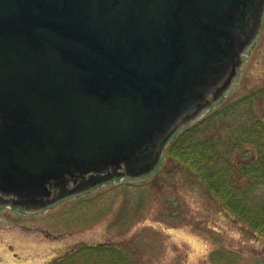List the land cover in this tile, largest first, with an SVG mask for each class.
I'll use <instances>...</instances> for the list:
<instances>
[{
  "label": "water",
  "instance_id": "obj_1",
  "mask_svg": "<svg viewBox=\"0 0 264 264\" xmlns=\"http://www.w3.org/2000/svg\"><path fill=\"white\" fill-rule=\"evenodd\" d=\"M263 26L264 0H0V191L40 210L152 175Z\"/></svg>",
  "mask_w": 264,
  "mask_h": 264
},
{
  "label": "rangeland",
  "instance_id": "obj_2",
  "mask_svg": "<svg viewBox=\"0 0 264 264\" xmlns=\"http://www.w3.org/2000/svg\"><path fill=\"white\" fill-rule=\"evenodd\" d=\"M242 58L230 91L194 123L213 117L199 139L222 136L220 154L238 167L244 152L260 156V147L240 143V133L264 126V26ZM166 165L167 152L146 178H117L40 211L1 209L0 262L114 264L105 251L114 248L131 264H264V235L230 213L197 175ZM262 193L264 187L253 191Z\"/></svg>",
  "mask_w": 264,
  "mask_h": 264
},
{
  "label": "trees",
  "instance_id": "obj_3",
  "mask_svg": "<svg viewBox=\"0 0 264 264\" xmlns=\"http://www.w3.org/2000/svg\"><path fill=\"white\" fill-rule=\"evenodd\" d=\"M212 119L191 125L175 136L167 151L166 167L176 163L197 175L230 213L253 231L264 235V193L253 194L255 189L264 187V126L257 123L253 129L240 133V143L260 147V156L246 151L242 155L243 164L238 167L225 159L223 152L220 154V145L221 148L227 147V141L222 143V136L217 134V138L212 135L199 139L200 126L206 124L205 132L213 125ZM237 174L248 179L246 185L240 184ZM105 251H110L115 258L114 264H131L122 250L107 248Z\"/></svg>",
  "mask_w": 264,
  "mask_h": 264
},
{
  "label": "flooded vegetation",
  "instance_id": "obj_4",
  "mask_svg": "<svg viewBox=\"0 0 264 264\" xmlns=\"http://www.w3.org/2000/svg\"><path fill=\"white\" fill-rule=\"evenodd\" d=\"M90 175H86L84 177H77V178H69V181L67 182L66 189L67 190H74L81 187L82 183L85 180H89ZM61 187L57 186L56 182H53V184L50 186V192L49 194H52V197L57 194H62ZM78 193V192H77ZM7 194H13V193H7L0 191V210L1 209H12V210H26L24 206L20 204V199L13 195H7ZM12 247V246H11ZM5 262V261H4ZM0 262V264L4 263Z\"/></svg>",
  "mask_w": 264,
  "mask_h": 264
}]
</instances>
